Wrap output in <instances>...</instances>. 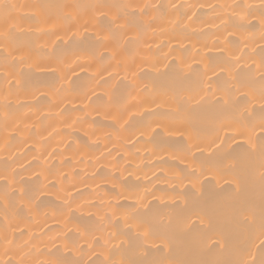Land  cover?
<instances>
[{
    "label": "bare ground",
    "instance_id": "bare-ground-1",
    "mask_svg": "<svg viewBox=\"0 0 264 264\" xmlns=\"http://www.w3.org/2000/svg\"><path fill=\"white\" fill-rule=\"evenodd\" d=\"M139 259L264 261V0H0V264Z\"/></svg>",
    "mask_w": 264,
    "mask_h": 264
},
{
    "label": "snow or ice",
    "instance_id": "snow-or-ice-1",
    "mask_svg": "<svg viewBox=\"0 0 264 264\" xmlns=\"http://www.w3.org/2000/svg\"><path fill=\"white\" fill-rule=\"evenodd\" d=\"M145 255H146V253H145ZM130 264H165V262L164 261H156V260H148V259H139V260L131 261ZM201 264H221V262L220 261L207 260V261H202ZM261 264H264V261H262Z\"/></svg>",
    "mask_w": 264,
    "mask_h": 264
}]
</instances>
